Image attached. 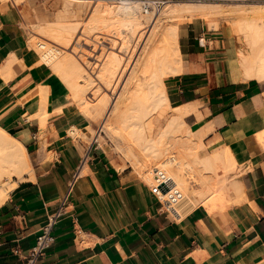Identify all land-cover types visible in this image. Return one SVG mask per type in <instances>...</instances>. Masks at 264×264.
<instances>
[{"label":"crops","instance_id":"obj_1","mask_svg":"<svg viewBox=\"0 0 264 264\" xmlns=\"http://www.w3.org/2000/svg\"><path fill=\"white\" fill-rule=\"evenodd\" d=\"M24 23L20 6L0 0V127L24 144L31 164L0 205V264H24L77 169L39 264H264V81L245 78L238 36L187 24L182 71L165 82L173 105H190L184 118L211 150L230 146L245 199L217 212L200 204L174 219L150 183L89 137L96 123L66 81L35 61Z\"/></svg>","mask_w":264,"mask_h":264},{"label":"bare ground","instance_id":"obj_2","mask_svg":"<svg viewBox=\"0 0 264 264\" xmlns=\"http://www.w3.org/2000/svg\"><path fill=\"white\" fill-rule=\"evenodd\" d=\"M2 1L17 6L22 3ZM76 1L83 0H63L61 12L58 10L56 17L52 14L53 20L27 23L28 46L37 63L49 64L66 81L84 113L89 117L103 116L100 128L94 134L90 132L89 137H97L101 146L108 142L105 135L120 139L118 151L137 167L141 177L157 183L155 169L164 172L169 183L183 192L182 202L190 206L188 210L201 204L217 212L245 199L236 155L226 145L212 144L211 151L204 150L203 130L193 129L184 120L192 108L172 104L165 78L181 72L183 67L179 18L200 14L213 26H219V19L231 22L237 35L246 41V46L239 48L245 78L264 81V1L169 0L161 11H148L147 15L142 0H120L115 7L103 11L100 4L92 3L93 25L87 29L73 26L77 19L71 17L80 15L83 6ZM107 26L115 46L124 30L139 33L140 52L129 66V58L109 49L100 70L95 71L91 67L94 61L84 58L82 39L92 34L97 37ZM170 109L173 114L156 133V116ZM72 132L87 136L77 129ZM153 160L155 168H147ZM30 171L24 144L0 127V205ZM166 191L163 189V195ZM178 207L183 214L180 203Z\"/></svg>","mask_w":264,"mask_h":264},{"label":"rangeland","instance_id":"obj_3","mask_svg":"<svg viewBox=\"0 0 264 264\" xmlns=\"http://www.w3.org/2000/svg\"><path fill=\"white\" fill-rule=\"evenodd\" d=\"M63 0H21V4L19 5L21 10H23V14H24V25L27 29V31H29V26L27 23L32 24L35 22H39L40 20L44 22V20L47 21L48 20H53L57 14L59 13V11L61 12V9L63 6ZM144 1V0H142ZM235 1H240V0H235ZM250 2H255L258 0H247ZM259 1H264V0H259ZM79 3H82V11L80 12V15H75L77 16V18H74L75 16H72L71 19H77L75 22L73 23V26H82L85 29H87L89 26L93 25L92 20L90 19V5L92 3H98L100 4V11L108 8V7H115L120 0H83V1H76ZM169 0H166V3H168ZM166 3L164 4V6L166 5ZM164 6L162 7V9L164 8ZM23 7V8H22ZM142 9H143V3H142ZM161 9V10H162ZM59 10V11H58ZM160 10V11H161ZM144 14H149L148 12H145L143 10ZM150 12V11H149ZM159 12V11H157ZM153 13V12H150ZM55 14V17L53 18V15ZM51 15V17L49 16ZM49 16V17H48ZM51 18V19H50ZM179 23H178V31H179V35L181 37V30L184 28V26H186L187 24H196L199 23V25H204L206 28H210V29H219L220 27L223 28H229L231 29L236 35L237 33L235 32L233 26L231 25V22L228 19H219V26H213L211 25L210 21L204 17H202L200 14H190L187 16H181L179 18ZM229 21V22H228ZM226 25V26H225ZM146 28H149L150 23L145 24ZM151 26H153L151 24ZM162 26V23L159 25ZM159 29V27L157 28ZM102 31L104 33L99 34L97 37L95 34L90 35H86L83 36L84 40L82 39V43L84 45L83 47V51H84V58L85 59H92V65L91 67H94V70H100L101 68V62L104 59L106 53H109L107 50H116L118 51L121 55L124 56L125 59L129 58V66L132 64V62L135 60V58L138 56L140 50H139V33L137 32H129L127 30H124L123 33L121 34V36L118 39V43L115 46L113 44V40H112V30L110 29V27H104L102 29ZM85 35V34H83ZM29 36V33H28ZM239 41L241 42V44L243 46H246V41L244 39H242V37H240V35H237ZM94 37V38H92ZM93 39V40H91ZM86 41V42H85ZM74 43H77L76 39L74 40ZM102 46V47H101ZM87 48V49H86ZM85 49V50H84ZM104 50V52H103ZM96 55V56H95ZM87 65V64H86ZM136 73V71L132 72V75H134ZM73 99L80 105V103L75 99V97L72 95ZM81 109L82 106L80 105ZM174 110L170 109L166 114L161 115V116H156L155 118V132L158 133L160 129L163 128V126L168 122L169 118L171 117V115L173 114ZM95 123L96 126H90V132H93V134L96 132V130L99 128L100 124L102 123L103 120V116L102 115H94L91 116V118ZM184 120L186 121V119L184 118ZM186 123L188 125H190L187 121ZM105 134V133H104ZM106 140H108V142L105 144V146H102L104 149H106V151L114 158L117 159V161L121 164H123L124 166L130 165L131 168L139 174V170L137 169V167L135 165H133V163L131 161H129V159L122 153H120L117 149V145L118 142L120 141V139H111L109 136L105 135ZM138 150V149H137ZM204 150H211V146L210 144H206V146L204 147ZM147 168L149 169H154L155 166L157 165L156 161H150L147 163ZM155 172V171H154ZM152 174V173H151ZM140 175V174H139ZM141 176V175H140ZM143 178V177H142ZM144 179V178H143ZM145 180V179H144ZM147 181V180H146ZM148 183H150L151 185H153L154 183H151L149 181H147ZM190 208L189 205H187L184 201L180 204V209L182 210L181 212H183V214H185L187 211H189L188 209Z\"/></svg>","mask_w":264,"mask_h":264},{"label":"built area","instance_id":"obj_4","mask_svg":"<svg viewBox=\"0 0 264 264\" xmlns=\"http://www.w3.org/2000/svg\"><path fill=\"white\" fill-rule=\"evenodd\" d=\"M166 0H144L143 10L145 12H157L162 9ZM204 37H199V43L205 45ZM101 132V131H100ZM96 142L99 143L96 137ZM156 181L152 186L154 188V193L160 201V209L169 213L174 219H179L182 217V213L179 212V203L181 204L184 194L183 192L169 183L164 172L159 169H155ZM80 175V169H77L71 179L68 182L66 193L58 208L49 215L47 221L41 227V232L37 237L35 245L28 251L24 257V264H39L40 260L46 255V251L55 242V235L53 234V229L59 219L66 213L68 199L73 192L76 182ZM167 189L166 194L163 195V189ZM178 207V208H176Z\"/></svg>","mask_w":264,"mask_h":264}]
</instances>
